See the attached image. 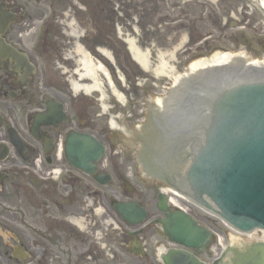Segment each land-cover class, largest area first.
Here are the masks:
<instances>
[{
	"label": "flooded vegetation",
	"instance_id": "obj_1",
	"mask_svg": "<svg viewBox=\"0 0 264 264\" xmlns=\"http://www.w3.org/2000/svg\"><path fill=\"white\" fill-rule=\"evenodd\" d=\"M134 1L0 0V22L7 27L4 33L0 30V40L14 49L0 54V264L159 263L161 241L153 242L154 234H164L155 224L159 215L165 218L159 196L151 201L153 183L133 173L134 187L126 182L130 174L120 167L129 149L137 150L134 161L139 164L142 148L154 146L134 137L127 150L110 148L103 160L92 164L93 174L70 164L66 155V140L74 132L104 144L109 134L96 119V98L85 88L88 79L80 78V89L71 86L80 58L75 49L88 53L89 42L109 44L119 37L117 28L123 20L145 21L152 33L149 28L155 29L153 19L159 14L154 8L163 0H142L139 5ZM180 7L176 1L174 12L181 13ZM79 65L85 67L83 61ZM61 105L67 122L58 111ZM183 112H174V122L183 114L191 122L194 117L204 122L189 141L207 142L206 111ZM235 117L244 124L255 122L253 116L243 119L239 110ZM160 165L145 162L151 171H159ZM101 175H109V184H102ZM120 200L134 201L144 210L147 219L142 230L119 215L114 204ZM189 202L197 212L210 216ZM111 224L115 228L108 235Z\"/></svg>",
	"mask_w": 264,
	"mask_h": 264
},
{
	"label": "rangeland",
	"instance_id": "obj_2",
	"mask_svg": "<svg viewBox=\"0 0 264 264\" xmlns=\"http://www.w3.org/2000/svg\"><path fill=\"white\" fill-rule=\"evenodd\" d=\"M176 1L180 3L181 13L179 10L174 12ZM142 2L136 0L133 4L139 5ZM154 10L159 11V14L153 19L155 29L149 28L152 33L147 32L149 23L145 21L137 18L123 20L117 28L119 37L109 40V44L89 42L91 57L84 49H75L76 53H82L78 61L83 57L82 61L86 62L85 67H80L77 61L78 67L72 73L71 86L75 83L80 87V78L85 75L88 79L85 88L91 94L95 91L92 95L96 98V119L109 130L106 138L107 151L110 148H116L117 151L127 150L128 135L138 132L139 124L142 120L146 121L151 109H155L158 97H162L165 89L171 87L173 79L187 74L190 67L200 62V59L244 52L253 59L264 60V16L250 0H171L170 3L163 0ZM131 15H136L134 10ZM139 16L141 18L142 11ZM180 16L181 19L177 18V21L176 17ZM170 19L174 21L171 22ZM159 20L163 21L162 26L158 25ZM30 39L31 37L29 41ZM130 41H133L144 58H148L150 66L145 67L138 63L135 54L131 52ZM103 66L105 68L101 69ZM81 68L84 69L82 73ZM173 120L174 118H170L169 124ZM169 124L160 120V125H164L166 131ZM170 149L171 146H168L167 150ZM128 155L120 163L122 171L129 173L131 177L133 172L140 175L141 171L131 161V151ZM158 188L157 184L151 187L153 202L160 193ZM185 205L192 209L189 204ZM108 221L110 222L109 219ZM207 225L220 233L213 241L216 252L220 251L222 245L229 243L236 247L242 245L240 240H244L234 239L233 232L227 230L219 221L210 219ZM114 228L111 224L108 235H111ZM109 241L113 242V237ZM154 241H161V244L164 242L155 234ZM165 244L159 248L167 247ZM158 264L162 263L159 261Z\"/></svg>",
	"mask_w": 264,
	"mask_h": 264
},
{
	"label": "water",
	"instance_id": "obj_3",
	"mask_svg": "<svg viewBox=\"0 0 264 264\" xmlns=\"http://www.w3.org/2000/svg\"><path fill=\"white\" fill-rule=\"evenodd\" d=\"M6 47L0 40V53ZM232 71L238 70L228 72ZM258 80L260 82L248 79L244 85L246 87L233 90L235 92L231 93L230 103L223 104L228 114L237 110V104L244 116H253L255 122L250 129L242 124L247 131L241 129L234 132L232 124L226 120L214 125V132L208 135L207 146L195 156L196 162L188 177L191 182L196 181V176L207 178L204 184L198 183L204 186L202 191L214 195L224 211L235 215L232 226L244 232L264 228V75H259ZM234 87L236 86L227 82L222 93H227ZM80 140L83 142L82 146L79 145ZM68 142V155L96 153L98 159H101L106 152L100 141L90 136L76 134ZM178 145V153L173 157L175 160L167 168L171 175H183L186 171L184 162L183 167L177 163L187 152V143L183 137ZM162 199L164 205L161 210L168 212L165 197ZM118 208L126 221L142 223L144 214H140L137 205L120 204ZM162 224L165 225L166 235L174 244L200 253L211 244L212 233L199 226L186 212L168 214ZM234 253L235 257L230 260V264H264V242L245 246L243 251ZM162 256L164 264H206L188 250H169ZM213 264H223V259L220 258Z\"/></svg>",
	"mask_w": 264,
	"mask_h": 264
},
{
	"label": "bare ground",
	"instance_id": "obj_4",
	"mask_svg": "<svg viewBox=\"0 0 264 264\" xmlns=\"http://www.w3.org/2000/svg\"><path fill=\"white\" fill-rule=\"evenodd\" d=\"M250 2L252 3V5L254 7H259L264 12V0H250ZM129 43H131V45H132L131 46V52L133 54H135V59L138 61V63L141 64L142 66H145V67L146 66H150L148 64V58H144L143 57V54L135 47L133 41H130ZM77 54L78 55H82V53H79V52H77ZM238 57L239 58H242V57H244V55H239ZM82 58L83 57H81V60L79 62L80 64L82 62ZM225 59H227V58H221V59L212 60L213 61V65H217V64H221V63H226L227 60H225ZM85 62L86 61L83 60L84 66H85ZM211 65L212 64H206V63L200 62L199 64H195L194 66H192L191 71L197 72V70H200V69L205 68V67L206 68L211 67ZM256 65L259 66V67H261V68H264L263 64L257 63ZM100 68L101 69H104V67H100ZM89 69H90V67L88 66L87 67V70L89 71ZM113 126H115V123H113ZM174 202H177V201L174 199Z\"/></svg>",
	"mask_w": 264,
	"mask_h": 264
}]
</instances>
